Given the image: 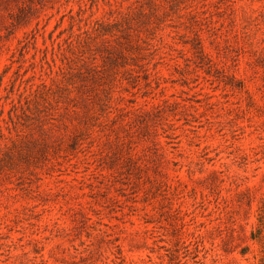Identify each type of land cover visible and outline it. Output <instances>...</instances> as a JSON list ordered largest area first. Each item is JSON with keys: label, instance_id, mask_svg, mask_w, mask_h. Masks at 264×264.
<instances>
[{"label": "rangeland", "instance_id": "374dc122", "mask_svg": "<svg viewBox=\"0 0 264 264\" xmlns=\"http://www.w3.org/2000/svg\"><path fill=\"white\" fill-rule=\"evenodd\" d=\"M0 264H264V0H0Z\"/></svg>", "mask_w": 264, "mask_h": 264}]
</instances>
